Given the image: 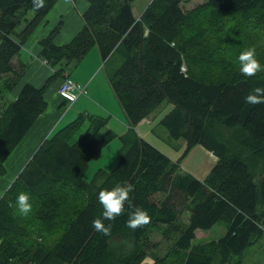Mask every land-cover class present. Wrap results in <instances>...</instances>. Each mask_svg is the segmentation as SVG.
I'll use <instances>...</instances> for the list:
<instances>
[{"label": "trees", "instance_id": "trees-1", "mask_svg": "<svg viewBox=\"0 0 264 264\" xmlns=\"http://www.w3.org/2000/svg\"><path fill=\"white\" fill-rule=\"evenodd\" d=\"M85 1L84 25L69 42L54 41L62 22L39 40L40 57L54 74L38 87L23 83L29 65L19 58L58 0H44L40 9L32 0H0V103L5 104L0 107V176L8 174L6 163L47 110L50 83L70 76L94 47L129 126L120 136L108 129L101 137L109 117L80 113L47 136L0 195V264H142L148 257L152 264H229L264 235V104L244 99L264 87V71L244 76L232 60L230 72H198L193 49L219 36L235 60L237 50L253 47L254 39L264 42V0H203L215 26L198 18L204 6L190 19L182 0H152L140 16L134 13L136 0ZM236 17L242 22H233ZM164 103L172 109L158 125L167 134H156L169 147L185 142L178 159L137 131ZM115 138L121 140L116 166L85 179L91 159ZM197 145L217 158L205 179L182 169V159ZM125 183L134 190L124 214L105 220L99 191ZM20 192L51 206L45 221L33 210L26 216L18 212ZM130 204L146 210L151 222L136 230L126 227ZM94 218L112 225L110 236L93 229ZM216 224H224L226 232L196 248L197 231ZM157 231L165 240L153 242ZM166 244L161 254L159 245Z\"/></svg>", "mask_w": 264, "mask_h": 264}, {"label": "rangeland", "instance_id": "rangeland-1", "mask_svg": "<svg viewBox=\"0 0 264 264\" xmlns=\"http://www.w3.org/2000/svg\"><path fill=\"white\" fill-rule=\"evenodd\" d=\"M62 1L65 2V5H68L71 7V3L69 0H62ZM151 1L152 0H136L135 6L133 7L135 15L140 16V14L143 13L145 8L148 6V4ZM71 2H73V4H75L74 0H71ZM182 6H183L184 10L187 12V14L189 15L190 19H192L193 16H195L197 9H200L204 6V9L206 10V12L203 14H200L198 16V18L200 20L207 21L208 24H211V26H215L217 24V22L210 23V21L208 19L210 14L207 15L209 13L210 9L207 7V4L203 0H182ZM61 22L63 24V21H61ZM233 22L238 23V22H242V20L240 17H236L233 20ZM71 27L72 26H69V27L67 26L65 29V32L66 33L71 32ZM192 30H193V28L190 29V31H188L186 33V35L193 33ZM40 32H41V28L37 27L34 35H36ZM208 36H210V34ZM207 42H208L207 47H204L202 44L197 43L195 45V48L193 49V52L195 54H196V51H198V55L196 54V62L199 65V68L197 69L198 72L210 71V72H213L215 74H224V73L230 72L229 68L233 67V64L230 62L232 60L235 61L237 67L239 68L238 58H236L234 60V56H232L233 55L232 52L230 51V49L226 45L224 46V42L220 39L219 36L216 37V36L212 35V37H207ZM250 45L257 48V49H260V48L263 49V51L260 54H258L256 52V50H255V52H256L257 59L260 61L261 65L264 66V42L261 41L260 39L256 38L250 43ZM199 47H201L202 49H199ZM213 47H214L215 51L211 52V49ZM253 47H247L246 46V47L240 48L237 51L239 53H241L245 49L253 48ZM206 49H208V50H206ZM217 49H218V51H216ZM93 50L95 51V53H93L90 56V58H86V60L90 61L93 58V56H96L97 60H99V62H98L97 70L94 73H95V75L104 76V72L102 69V63H101L102 58L100 59L101 55H100L98 48L94 47L93 49H91L87 53V55H90ZM205 52H209V54H205ZM70 69H73V67L69 66V70ZM74 70L75 69H73V71ZM5 83H7V81H5ZM82 86H84V85H82ZM16 91H17V89L14 90V93ZM89 92H90V89H89ZM109 93H110L109 98L111 99V95L112 96H114V95L112 92H109ZM88 96H89V94H88ZM98 99H99V104L102 107H105V105L101 102L103 100L101 98H98ZM54 102H58V101L55 99ZM113 102H112V105L114 106V108H112L110 106L111 112L113 115V117H112L113 121H111L110 124H108L106 126L107 129L104 128L103 132L99 133V136H101V137L104 135V133L108 129L113 127V130L120 131L122 126H123V123L120 122L119 119L122 116H125V114H124L122 108L120 107V105L118 104V102L116 101V99H114ZM64 104L65 103L63 102L57 109H55V112H53V111L51 112L50 120L52 123L55 122L58 114L60 113L58 111H60V109L64 106ZM0 107L4 108L5 104L0 103ZM171 109H172V104L164 103L160 107V109L155 113L156 115H154L152 117V118H154V120L150 124H152V126H155V127L157 125V127L155 128L154 133H153V130H151V132L145 136L146 137L145 139L147 141H151L153 144L161 146V147L168 146V145H166L167 143L164 140H162L157 134H159L161 137H163L164 135L167 134L166 128L163 127L162 125H158V124H159L161 118L167 112H169ZM50 110H52V108H49V106H48L45 113H49ZM93 114L98 115L96 113H93ZM100 116L105 117L104 115H100ZM75 117H76L75 114L73 115V113L71 111V113L69 114V116L67 118H72V120H73ZM68 121H70V120L65 119L64 122L61 124V127L64 126L65 124H67ZM87 122H88V120H87ZM83 132H84L83 128L79 129L76 132V134L74 135L73 140L78 139L82 135ZM45 138L41 139L40 141L37 140L36 142H34L32 147H27L26 150H25V146H27V143L25 142L11 156L9 161L6 163V169H7L8 174H6L4 176H0V195L4 194V192L10 187V185H9L10 182L23 171L24 167L33 158L34 154L37 152V150L39 149L41 144L44 142ZM120 146H121V140L119 138H115L111 142H109L103 148V151L99 157L91 159L89 166H88V169H87L85 176H84L85 179L91 180L94 177L95 173L100 169H104V170L113 169L118 162V150H119ZM200 162H202V165L204 166L203 167L204 175L207 177L209 172L211 171V169L217 163V158L213 154L210 155L208 153V151L205 150L204 148L202 149L201 146H195L182 159V164L184 166L190 167L191 169L197 171V173H199L197 169H201V163ZM183 169L187 172H190V170L187 167H185ZM193 175H195V174H193ZM196 177H198V176H196ZM205 178H203V179H205ZM30 203L32 204V210L35 211V213L37 215H39V217L43 221H45L47 219L45 212L51 206L45 202H35L31 197H30ZM15 205H16V202H15ZM183 218L185 221L187 220V218H188V212L187 211L184 212ZM157 228H159V227H157ZM206 231H208V232H206ZM206 231H202V230L198 231L197 238L194 241V246L196 248L203 247V245L205 243H209L207 241H210V240L216 241L219 237H221L226 232V226L224 224H216L211 230H206ZM155 233H156V235L153 237L154 239H152L153 242H160V241L165 240L164 236H162V234L159 231H157ZM168 246H169V244H166V246L165 245H159V249L161 250L160 251L161 254H164L168 250ZM207 249L212 250V247H209ZM150 261H152V259H151V257H148L147 260L142 264H146V262H150ZM229 264H264V235L260 240H258V242L256 244L247 248L241 256H235Z\"/></svg>", "mask_w": 264, "mask_h": 264}, {"label": "crops", "instance_id": "crops-1", "mask_svg": "<svg viewBox=\"0 0 264 264\" xmlns=\"http://www.w3.org/2000/svg\"><path fill=\"white\" fill-rule=\"evenodd\" d=\"M69 1L71 3V7L65 5L64 1L58 0V2L54 5L52 10L48 14L46 20L39 26L41 28V32L36 35H34L35 33L34 32L30 37V39L25 44L24 51L19 58L22 59L23 61H27L29 65L23 77V83L30 82L38 87H41L54 74L53 69H51L49 65L40 57L41 46L39 44V40L41 38L48 35L55 27H57V25L61 21H63L62 24L63 26L60 32L56 35L54 40L57 44L62 45L69 42L83 27L84 21L82 19L83 18L82 13L86 10L89 4L85 0H81V2L78 5L73 4L71 0ZM67 26L68 27L72 26L71 32H67V33L65 32ZM93 53H95L94 50L91 52L90 55L85 56L83 60L80 62V64H78L77 67L74 68L75 70L70 74V77L72 79H74L75 81L79 82L80 84L86 87L87 93H83L76 100L70 101L59 93V87L63 79L58 78L53 80L45 91V98L48 101L49 108H52V110H50L49 113H43L40 116V118L36 120L34 126L27 135L26 140L23 142V144L25 142L27 143V146H25V150L27 149V147H32L34 142H36L37 140L40 141L41 139H44L46 136H49L54 130L61 127V124L64 122L65 119L71 121L72 118H67L71 113V111L73 115L75 114L76 117L80 113H87L91 115L93 113H96L98 115L108 116L109 117L108 124H110V122L113 121L111 107L114 108V106L112 105V102L114 99H116L120 107L121 104L109 85L107 75L105 73V70L103 69L104 63L102 62V60L101 63H102L104 76L95 75L94 73L97 70V66L99 62L96 56H93V58L90 61L86 60V58H90V56ZM89 89L91 93L89 92ZM109 92H112L114 95V96L111 95V99L109 98L110 97ZM98 98H101L103 100L100 101L105 105V107H102L99 104ZM55 99L58 102H54ZM63 102L65 103L64 106L60 109V111H58L60 113L58 114L57 118L58 117L59 118L58 119L56 118L55 122L52 123L50 120L51 112L52 111L55 112V109H57ZM153 120L154 118L151 117L149 118V120H146L137 127L138 133L141 134L144 138H146L145 136L148 133H150L151 130H153L154 126L150 124L151 122H153ZM119 121L123 123V126L120 131H115V130L114 131L120 136L127 131L129 126L126 123L127 121L126 116H122L119 119ZM110 129L113 130V127ZM165 147H161V150L166 152L173 159H178L181 156L182 152L184 151L186 144L183 140L182 141L180 140L177 146L178 148L169 147V146H165ZM208 153L210 155L212 154L209 151ZM200 163H201V169H197L199 173H197V171L191 169L188 166H184L183 164H182L183 166L182 169L187 167L191 173L198 176L199 179L201 178L203 179L206 176L204 175V169H203L204 166L202 165V162ZM198 231H197V235H198ZM202 231H206V230H202ZM146 264H152V261L146 262Z\"/></svg>", "mask_w": 264, "mask_h": 264}, {"label": "clouds", "instance_id": "clouds-1", "mask_svg": "<svg viewBox=\"0 0 264 264\" xmlns=\"http://www.w3.org/2000/svg\"><path fill=\"white\" fill-rule=\"evenodd\" d=\"M36 9L44 7V0H32ZM239 71L242 75L253 77L257 73L264 71V66L256 57L254 48H248L242 51L238 57ZM180 72L185 73L183 65ZM245 102L250 105L264 104V87H256L245 96ZM134 190L131 183L118 184L111 189H103L98 193V201L103 207V218L105 220L114 221L117 217L124 214L125 203L129 202L130 193ZM18 212L21 215H28L32 211L30 203V195L26 192H20L16 198ZM133 210L128 213L126 227L136 230L143 228L151 222L148 212L141 207L129 205ZM92 227L95 231L100 232L104 236L111 235L112 225L107 226L100 218H94Z\"/></svg>", "mask_w": 264, "mask_h": 264}, {"label": "built area", "instance_id": "built-area-1", "mask_svg": "<svg viewBox=\"0 0 264 264\" xmlns=\"http://www.w3.org/2000/svg\"><path fill=\"white\" fill-rule=\"evenodd\" d=\"M83 92L87 93L86 87L67 75L59 87V93L70 101L76 100Z\"/></svg>", "mask_w": 264, "mask_h": 264}]
</instances>
